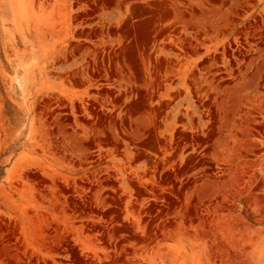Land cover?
<instances>
[{
	"label": "rangeland",
	"instance_id": "1",
	"mask_svg": "<svg viewBox=\"0 0 264 264\" xmlns=\"http://www.w3.org/2000/svg\"><path fill=\"white\" fill-rule=\"evenodd\" d=\"M0 264H264V0H0Z\"/></svg>",
	"mask_w": 264,
	"mask_h": 264
}]
</instances>
